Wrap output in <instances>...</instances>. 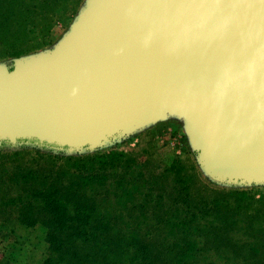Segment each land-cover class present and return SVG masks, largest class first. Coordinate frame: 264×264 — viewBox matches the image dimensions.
Segmentation results:
<instances>
[{
    "label": "water",
    "instance_id": "95a60500",
    "mask_svg": "<svg viewBox=\"0 0 264 264\" xmlns=\"http://www.w3.org/2000/svg\"><path fill=\"white\" fill-rule=\"evenodd\" d=\"M167 115L210 177L264 181V0H89L54 49L0 69V145L80 153Z\"/></svg>",
    "mask_w": 264,
    "mask_h": 264
},
{
    "label": "rangeland",
    "instance_id": "374dc122",
    "mask_svg": "<svg viewBox=\"0 0 264 264\" xmlns=\"http://www.w3.org/2000/svg\"><path fill=\"white\" fill-rule=\"evenodd\" d=\"M88 2L0 0V69L54 49ZM189 134L182 116L167 115L85 152L61 155L31 149L25 143H3L0 152L13 155L39 151L60 158L120 152L124 156L115 168L106 172L108 179L100 193L108 202L118 196L120 229L127 234L136 233L137 240L129 238L131 243L136 241L137 246L152 248L151 254L157 250L158 258L154 256L157 264L163 263V252L169 250L173 252L167 255L168 260L174 261L264 264V200L260 199L264 196V181L224 183L213 179L200 161ZM25 157L0 163V264H43L37 262L41 253L31 256L25 251L45 246L44 230L16 218L23 215L15 198L38 196L39 191L38 183L31 182L34 185L31 184V193L27 194L20 172L13 168L16 165L26 170L34 168L33 160ZM47 170L41 168L43 173ZM238 196H253L252 205L245 207ZM66 198L69 205V196ZM31 208L26 215L38 213L37 205ZM130 214L141 217L138 225H127ZM135 218L132 216L131 220ZM168 219L174 224L180 220L185 225L172 231V227L165 226Z\"/></svg>",
    "mask_w": 264,
    "mask_h": 264
},
{
    "label": "trees",
    "instance_id": "16d2710c",
    "mask_svg": "<svg viewBox=\"0 0 264 264\" xmlns=\"http://www.w3.org/2000/svg\"><path fill=\"white\" fill-rule=\"evenodd\" d=\"M23 155L33 160L35 167L26 170L16 165L13 168L20 172L21 184L27 194L31 193V184L38 183L39 191L38 196L15 198L20 205L19 213L23 215L16 218L27 225H39L47 242L44 247L33 248L25 254L41 253L37 262L43 264H157L154 258H158L157 250L151 254L149 249L152 248L137 246L136 241L131 243L130 239L137 240L136 233L127 234L120 229L121 213L116 206L118 196L108 202L100 193L108 179L106 172L115 168L124 155L109 151L92 157L60 158L39 151L13 155L0 152V163L3 160L14 162ZM45 167L48 170L43 173L41 168ZM66 196H69V205ZM238 198L244 200L245 207L252 205L254 200L253 196ZM260 199L264 200V196ZM34 204L39 208L38 213L26 215ZM132 216L136 218L131 220ZM122 220L127 221L126 218ZM128 220V226L138 225L141 217L130 214ZM173 222L170 219L165 221V226L172 227V231L185 225L180 220L177 224ZM171 252L173 250L163 252L162 264H211L168 260L167 255Z\"/></svg>",
    "mask_w": 264,
    "mask_h": 264
}]
</instances>
